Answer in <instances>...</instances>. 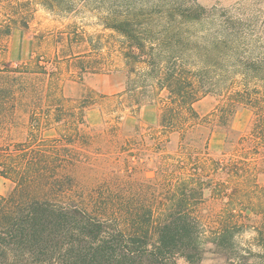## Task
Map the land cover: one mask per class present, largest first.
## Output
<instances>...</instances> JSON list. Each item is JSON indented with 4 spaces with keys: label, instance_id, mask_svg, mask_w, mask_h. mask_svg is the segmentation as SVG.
Here are the masks:
<instances>
[{
    "label": "trees",
    "instance_id": "obj_1",
    "mask_svg": "<svg viewBox=\"0 0 264 264\" xmlns=\"http://www.w3.org/2000/svg\"><path fill=\"white\" fill-rule=\"evenodd\" d=\"M233 9L197 0H0V63L10 35L28 33L38 11L62 25L33 34L28 61L0 64V137L27 131L0 148V177L13 184L0 195V264H203L207 254L217 264H264V31L253 11ZM90 20L99 34H87ZM116 72L125 84L113 96L64 93L68 82ZM206 96L218 102L202 116L194 105ZM106 104L116 120L135 122L134 136L120 135L124 122L105 128L115 153L125 164H153V178L81 183L79 147L101 137L84 130L85 115ZM149 107L159 110L154 126L140 118ZM238 107L253 120L233 142ZM51 128L57 138L39 144L37 134ZM216 129L236 154H210ZM206 195L223 206L201 218Z\"/></svg>",
    "mask_w": 264,
    "mask_h": 264
},
{
    "label": "rangeland",
    "instance_id": "obj_2",
    "mask_svg": "<svg viewBox=\"0 0 264 264\" xmlns=\"http://www.w3.org/2000/svg\"><path fill=\"white\" fill-rule=\"evenodd\" d=\"M197 4L205 7H217L231 9L234 8L237 12L238 9L243 11H253L255 15L260 16V22L262 30L264 31V0H197ZM94 20H90V26L85 28L87 34L97 35L101 31L99 27H95L92 24ZM53 27L62 28L61 24H58L47 16L42 11H38L35 20L32 24V29L26 33L21 30H15L5 44V54L1 56V63L5 65L16 66L20 63L28 61L35 50V43L33 34H36L42 30L50 29ZM125 84V75L122 72L100 74V75H87L81 84L68 82L64 87V93L67 97L75 98L80 95L84 90L91 89L100 96H113L121 92ZM218 100L212 96H206L194 105V109L200 114L205 115L211 111L217 104ZM109 104L95 106L89 109L85 115V131L92 135L99 134L101 137H95L92 143L87 145H80V158L82 164L79 168V179L82 184L87 185H102L105 186L114 180V177H118L122 180L130 181H144L154 177L152 171L153 164L139 165L137 159L127 157L130 160V164H125L122 155L118 157L114 150V138L112 134L104 132L105 128L111 125H116L117 122H124L120 135L134 136L133 127L135 122L132 118L122 116L119 120H116L117 113H114ZM159 110L156 107H149L142 110L140 118L143 119L145 124H151L154 126L156 123ZM119 116V115H118ZM116 121H113V118ZM253 120V112L248 107H238L234 112L230 124H229V139L233 142H238L240 138H243L249 132ZM27 131L25 129H19L11 137H6L5 133L0 137V148L6 145L13 146L14 143L24 141ZM107 133V134H106ZM58 131L55 128L44 130L37 134L38 140L43 144V141L53 140L57 138ZM224 132L216 129L210 139V154L215 157L221 156V153H225V157L236 154V152L226 153V146ZM178 137L174 134L170 135L168 142L165 145L166 153H173L177 147ZM12 149V148H11ZM150 153V152H149ZM132 154H138L136 150L132 151ZM138 157L140 155L138 154ZM155 158V156H154ZM129 168H126V167ZM134 168H133V167ZM151 168V169H150ZM258 182L264 185V175L258 176ZM13 184L8 180L0 177V192H6L2 196H7L12 190ZM206 202L200 208L198 214L201 218L212 217L217 214L223 204L220 200H212L208 198ZM253 237L252 233L245 234L243 240L248 242ZM251 242V241H250ZM251 244H254L252 242ZM257 250V249H255ZM212 254L205 256L203 264H217ZM220 263V262H219ZM179 264H185L180 262Z\"/></svg>",
    "mask_w": 264,
    "mask_h": 264
},
{
    "label": "crops",
    "instance_id": "obj_3",
    "mask_svg": "<svg viewBox=\"0 0 264 264\" xmlns=\"http://www.w3.org/2000/svg\"><path fill=\"white\" fill-rule=\"evenodd\" d=\"M5 193H6V192H3V191H2V192H0V195H4Z\"/></svg>",
    "mask_w": 264,
    "mask_h": 264
}]
</instances>
